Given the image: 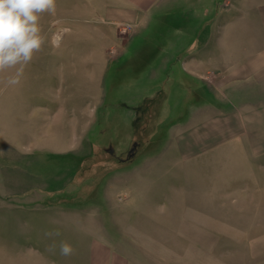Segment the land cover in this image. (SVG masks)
Segmentation results:
<instances>
[{
  "label": "rangeland",
  "instance_id": "374dc122",
  "mask_svg": "<svg viewBox=\"0 0 264 264\" xmlns=\"http://www.w3.org/2000/svg\"><path fill=\"white\" fill-rule=\"evenodd\" d=\"M195 1L157 0L136 22L123 23L106 21V0H56L55 14H40L45 42L19 83H6L15 69L0 73V144L34 161L23 169L51 190L55 204L41 206L39 215L41 226L52 217L50 239L41 229L39 244L24 242L40 264H86L83 238L93 234L111 238L135 264H160V255L167 264H223L242 248L229 243L258 232L233 227L241 199L225 180L223 153H205L217 159L191 165L177 150L178 136L203 121L202 108L217 97L208 100L202 88L214 81L209 72L192 94L191 72L177 73L173 56L207 46L209 33L230 19L239 36L244 32L237 20L244 0H200L199 7ZM211 17L212 28L204 25ZM247 25L251 41L255 21ZM133 41L139 49L128 54ZM160 237L166 245L156 244ZM61 242L72 255L60 254Z\"/></svg>",
  "mask_w": 264,
  "mask_h": 264
},
{
  "label": "crops",
  "instance_id": "0c3cea01",
  "mask_svg": "<svg viewBox=\"0 0 264 264\" xmlns=\"http://www.w3.org/2000/svg\"><path fill=\"white\" fill-rule=\"evenodd\" d=\"M169 1L161 0V4ZM247 1L244 0V8H241L237 19L244 24L243 34L239 36L240 26H232L230 19L218 31L209 33L207 46L180 49L172 60L177 73L191 72L192 94L196 87L194 82L197 85L204 82L199 76L205 72L211 73L209 77H214V81L202 83L206 85V88H202L207 92L208 100L212 94L217 97L216 103L202 108V111L207 110L202 115L205 119L179 135L180 139L177 137L180 159L186 161H182V164L196 165L203 159H217L203 155H215L217 150L222 152L224 164L230 169V177L225 180L230 183L229 189H236L234 195L241 199L238 212L240 220L233 227L240 231H258L246 237L243 233L234 239V243H229L242 248L239 254L232 252L227 255L229 258L223 264H264V0H254L250 13ZM156 2L106 0L104 15L109 22L134 23L143 15V9ZM200 2L196 0L193 4L199 7ZM214 20L215 17H211L204 21V25L211 22L208 27L212 28ZM252 20L255 25L250 32L253 31L254 39L248 41L247 22ZM150 32L161 35L160 30ZM126 48L128 54L133 50L137 53L139 49L134 41ZM167 66L161 62V69ZM151 67L149 64V69ZM167 72L163 77L165 82L172 80L173 76L172 71L170 74ZM195 101L192 110L195 107L196 113L192 111L191 116L196 118L200 117L201 106L198 99ZM33 162L24 158V155L15 157V153L0 144V264H40L41 258L35 257L33 251L24 252L25 239L39 244L41 229L47 231L45 238L48 239L49 231L54 229L52 217L47 218L45 225H40L41 206L44 208L55 204L51 202L50 205L48 201V192L51 190L41 186L39 178L30 168L23 169L33 165ZM232 175L235 178L232 179ZM232 181L239 182L232 185ZM82 229L89 230V227ZM163 239L166 240L158 238L156 244L166 245ZM83 244L86 264H135V258L120 250L111 238L93 234L91 238H83ZM159 258L160 264H167L166 257L160 255Z\"/></svg>",
  "mask_w": 264,
  "mask_h": 264
},
{
  "label": "clouds",
  "instance_id": "9594fccd",
  "mask_svg": "<svg viewBox=\"0 0 264 264\" xmlns=\"http://www.w3.org/2000/svg\"><path fill=\"white\" fill-rule=\"evenodd\" d=\"M55 11L56 0H0V73L15 69L7 77L8 85L19 83L34 53L42 49L45 37L41 34L40 14ZM72 253V246L61 242L60 254L67 257Z\"/></svg>",
  "mask_w": 264,
  "mask_h": 264
}]
</instances>
